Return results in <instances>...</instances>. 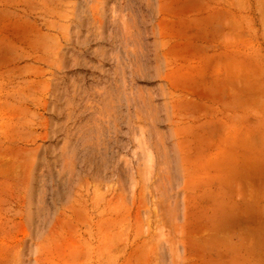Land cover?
Instances as JSON below:
<instances>
[{"label": "rangeland", "instance_id": "rangeland-1", "mask_svg": "<svg viewBox=\"0 0 264 264\" xmlns=\"http://www.w3.org/2000/svg\"><path fill=\"white\" fill-rule=\"evenodd\" d=\"M0 264H264V0H0Z\"/></svg>", "mask_w": 264, "mask_h": 264}]
</instances>
